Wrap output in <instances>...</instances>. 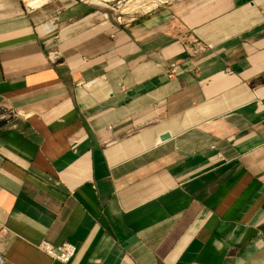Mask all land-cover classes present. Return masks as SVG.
<instances>
[{"label": "crops", "instance_id": "1", "mask_svg": "<svg viewBox=\"0 0 264 264\" xmlns=\"http://www.w3.org/2000/svg\"><path fill=\"white\" fill-rule=\"evenodd\" d=\"M156 1L0 0L1 264H264V0Z\"/></svg>", "mask_w": 264, "mask_h": 264}, {"label": "built area", "instance_id": "2", "mask_svg": "<svg viewBox=\"0 0 264 264\" xmlns=\"http://www.w3.org/2000/svg\"><path fill=\"white\" fill-rule=\"evenodd\" d=\"M136 16L137 15L134 13H128L127 15L120 13L116 16V21L120 25L129 26L136 19ZM204 48L205 47L202 48L199 44H197L195 52L201 51ZM177 67L178 65L175 62L169 64L168 75L170 78H173L177 73ZM37 247L43 253L62 263H69L76 255V247L70 243H64L60 246H55L47 241H42ZM2 262L3 258L0 256V264Z\"/></svg>", "mask_w": 264, "mask_h": 264}, {"label": "rangeland", "instance_id": "3", "mask_svg": "<svg viewBox=\"0 0 264 264\" xmlns=\"http://www.w3.org/2000/svg\"><path fill=\"white\" fill-rule=\"evenodd\" d=\"M26 1L29 2L31 0H26ZM32 1L29 3L30 4L33 3ZM84 1H88L89 5H91L92 7H96V9H98L99 11L105 10L107 13L108 12L114 13L115 16L119 15L120 13L127 15L128 13L139 14V13L150 12L153 9H155L156 4L158 3L156 0H84ZM137 1H140L142 4H145V6L135 10H131L130 6ZM39 4L37 2L36 5L34 6H38Z\"/></svg>", "mask_w": 264, "mask_h": 264}, {"label": "bare ground", "instance_id": "4", "mask_svg": "<svg viewBox=\"0 0 264 264\" xmlns=\"http://www.w3.org/2000/svg\"><path fill=\"white\" fill-rule=\"evenodd\" d=\"M32 1V0H31ZM31 1H29V2H31ZM39 1H41V0H33L32 2L33 3H31V4H35V3H37V2H39ZM28 2V3H29ZM143 6H145V4H142L140 1H137V2H135L134 4H132L131 6H130V9L131 10H135V9H138V8H140V7H143ZM123 8V7H122Z\"/></svg>", "mask_w": 264, "mask_h": 264}, {"label": "water", "instance_id": "5", "mask_svg": "<svg viewBox=\"0 0 264 264\" xmlns=\"http://www.w3.org/2000/svg\"><path fill=\"white\" fill-rule=\"evenodd\" d=\"M167 138H169V135H168V134H165V135H163V136L161 137L162 140H165V139H167Z\"/></svg>", "mask_w": 264, "mask_h": 264}]
</instances>
